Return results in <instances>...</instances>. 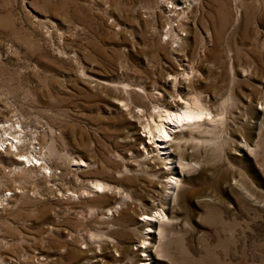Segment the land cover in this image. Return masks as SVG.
<instances>
[{
    "label": "rangeland",
    "instance_id": "obj_1",
    "mask_svg": "<svg viewBox=\"0 0 264 264\" xmlns=\"http://www.w3.org/2000/svg\"><path fill=\"white\" fill-rule=\"evenodd\" d=\"M179 102L212 121L147 154ZM10 118L0 264H264V0H0Z\"/></svg>",
    "mask_w": 264,
    "mask_h": 264
},
{
    "label": "bare ground",
    "instance_id": "obj_2",
    "mask_svg": "<svg viewBox=\"0 0 264 264\" xmlns=\"http://www.w3.org/2000/svg\"><path fill=\"white\" fill-rule=\"evenodd\" d=\"M177 86V82H172V87L175 88ZM184 101V100H183ZM202 103V102H201ZM169 107H162L163 109L157 110V114L155 115L158 119L155 121V119H151L150 122H145L143 128L146 129V132L148 134V140L149 143H145L144 141H140V145H143V150L148 154L151 153L150 150L151 144H156V141L152 142L155 137L159 138L161 142L159 144H162V147H160V151L163 150V156H165V159L168 161H172L173 157L171 158L170 154L173 153L174 147H176V144L174 142L178 139V136L174 135L177 131H174L175 128H199L201 127L202 123L210 122L212 121V118L210 116V112L208 109H205L203 106H199L197 103H177L172 105H167ZM180 135V134H179ZM1 145V144H0ZM11 149V148H10ZM8 149V152H11V150ZM19 149V148H18ZM15 152L18 154V158H22L25 161V163H32L30 162L28 156L23 155L22 153L17 150V147H15ZM43 154V153H42ZM176 162L181 166H188V164L182 162V158L180 155L177 156ZM77 162V161H76ZM75 163V162H74ZM80 164L84 165L82 161L79 162ZM78 163V164H79ZM76 164V163H75ZM42 164L39 163L38 166H41ZM86 165V164H85ZM29 166L35 167L36 164H31ZM43 171L48 170L46 166L41 167ZM42 171V172H43ZM172 185H175L177 181L175 179H172L170 182ZM90 188L93 190V192L97 194H101L104 192H109L111 190L110 186L104 183L100 182H94L90 184ZM173 198V197H172ZM156 214V213H155ZM155 218L153 215H147L145 217V221L147 223H151L152 220ZM153 232L152 228L149 226L147 228V233Z\"/></svg>",
    "mask_w": 264,
    "mask_h": 264
},
{
    "label": "built area",
    "instance_id": "obj_3",
    "mask_svg": "<svg viewBox=\"0 0 264 264\" xmlns=\"http://www.w3.org/2000/svg\"><path fill=\"white\" fill-rule=\"evenodd\" d=\"M19 128V122L14 118H10L7 121L0 122V132H2V135L0 136V150L10 148L15 149V147H19L18 142L20 139V135L17 133L19 132ZM9 130H11L13 134H8L9 136H6L4 132Z\"/></svg>",
    "mask_w": 264,
    "mask_h": 264
}]
</instances>
